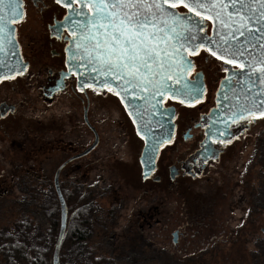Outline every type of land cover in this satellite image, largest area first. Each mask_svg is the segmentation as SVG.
Returning <instances> with one entry per match:
<instances>
[{
  "label": "snow or ice",
  "instance_id": "obj_1",
  "mask_svg": "<svg viewBox=\"0 0 264 264\" xmlns=\"http://www.w3.org/2000/svg\"><path fill=\"white\" fill-rule=\"evenodd\" d=\"M52 3L62 15L48 27L64 53L56 90L70 81L77 93L116 98L142 143L143 179L157 174L163 150L175 142L181 112L195 110L210 95L212 107L193 125L202 139L188 161V176L199 175L196 169L240 139L234 128L246 133V125L264 118V0ZM24 18V0H0V84L31 75L18 50L16 24ZM14 111L5 105L0 119ZM190 135L185 132L184 139Z\"/></svg>",
  "mask_w": 264,
  "mask_h": 264
},
{
  "label": "flooded vegetation",
  "instance_id": "obj_2",
  "mask_svg": "<svg viewBox=\"0 0 264 264\" xmlns=\"http://www.w3.org/2000/svg\"><path fill=\"white\" fill-rule=\"evenodd\" d=\"M27 2L29 0H24L25 18L16 24V33L18 50L28 62L31 75L25 74L15 81L0 84V108L11 105L15 109L11 115L0 119V223L7 204H15L16 199L9 196L16 190L21 191L25 200L30 197L29 202L32 198L34 200L33 195L37 192L47 194L56 191L55 178L62 165L58 182L63 195L76 194L81 198L87 191L94 198L91 187L85 185V177L96 166L95 163H98L91 154L101 142L99 114H115L116 126L125 142L126 151L122 149L121 155L129 153L131 160L125 163V168L121 171L116 164L113 166L118 174L123 173L128 178V182L132 178L138 179L137 184L142 193L134 210L132 208L127 216L130 219L127 222V232L134 229V223H137L140 225V237L147 240V228L166 222L169 212L166 203L172 197V210L179 215L175 219L173 232L176 246L186 235L185 227L210 220L221 221L226 228L230 222L231 226V237L227 231L214 237L216 246L219 242H227L229 238L239 236L238 239L247 242L252 240L253 251L255 254L259 253L260 233L264 234L260 217L261 209H264V122L260 121L264 118L256 120L250 126L246 125V133L234 128V134L240 136V139L220 148L217 159L196 169L199 175L188 176V161L200 150L202 139L201 128L193 125L200 113L212 107L213 99L210 95L195 110L184 109L181 112L182 118L174 129L175 142L163 150L157 161L158 172L154 178L145 180L141 176L138 156L142 143L116 98L110 95L97 97L91 92L87 95L77 93L70 81L66 82V88L56 90L64 67V53L61 42L51 37L48 25L62 15L61 8L52 3V0H32L34 17L28 22ZM33 22L34 28L30 25ZM85 127L94 136L88 145L84 140ZM189 130L191 135L184 139V133ZM97 137L95 147L84 153ZM213 147L219 148L218 145ZM54 162L55 164L45 165ZM117 162L120 160L116 158L114 163ZM191 167L195 169L194 165ZM177 170L180 174L173 178L172 173ZM38 179L46 181L40 182L37 190ZM97 226L103 232L101 237L111 240L114 256L117 248L124 254L128 253L126 245L118 242L117 230L109 231L108 224L99 217L95 221L94 231ZM6 228L0 226V264H7L5 251L2 250L3 231ZM136 243L137 246L141 245V242ZM173 253L177 256L178 252ZM110 258L114 259L111 255Z\"/></svg>",
  "mask_w": 264,
  "mask_h": 264
},
{
  "label": "rangeland",
  "instance_id": "obj_3",
  "mask_svg": "<svg viewBox=\"0 0 264 264\" xmlns=\"http://www.w3.org/2000/svg\"><path fill=\"white\" fill-rule=\"evenodd\" d=\"M34 4L29 0L26 4V18L31 21L34 17ZM28 25V23H27ZM34 28V22L30 24ZM117 115V114H116ZM100 120L98 129L101 134V142L91 157L98 160L96 166L89 170L85 177V185L91 187L94 192L96 203V217L109 226V231L117 230L119 241L123 242L128 249L125 254L119 248L115 249V256L112 254L111 240H104L103 232L100 227H96L90 241L91 251L96 259H106L113 261L115 264H264V234L260 233L259 253L255 254L254 243L238 239L239 236L233 239L229 238L227 242H219L217 246L213 242L215 236L224 234L226 231L230 234V222L228 227L221 221H205L197 225L193 224L185 227L186 235L182 242L176 246L173 242V232L176 226L175 219L179 218L178 213L174 214L172 210L173 199L166 203V208L169 210L166 216V222L152 228H147L145 236L140 237V225L134 223V229L127 232V222L130 221L128 214L134 210L135 205L141 199V187L137 184L138 179H131L128 182L124 174H118L116 164L120 171L125 168V163L129 162L130 154L121 155L122 149L125 150V142L121 131L116 126L117 118L115 114H99ZM264 122V119L260 121ZM84 140L88 145L93 141V134L85 127ZM126 151V150H125ZM119 159L120 162L114 163ZM94 159V160H95ZM119 163V164H118ZM47 163L45 165H52ZM45 179L36 180L37 190L40 182H45ZM53 182V176H52ZM49 189V188H48ZM75 190V189H74ZM50 194H57L53 190ZM47 194L37 192L32 198L25 200L21 191L16 190L9 198H15V204H7L4 209L0 226L11 227L17 223L22 216H33L28 213L30 210H36L39 206H43ZM67 195H65L66 197ZM72 195H69V198ZM121 200V202H119ZM261 226L264 227V209H261ZM153 221V220H152ZM154 222H152V225ZM218 227V230L216 228ZM214 229L215 231H212ZM108 233V232H107ZM132 233V234H131ZM131 235V238L129 236ZM182 240V239H181ZM136 242H141L137 246ZM120 250V252H119ZM177 251V256L173 253ZM110 255L114 259L110 258ZM179 255H186L180 257ZM192 255L193 257H188Z\"/></svg>",
  "mask_w": 264,
  "mask_h": 264
},
{
  "label": "trees",
  "instance_id": "obj_4",
  "mask_svg": "<svg viewBox=\"0 0 264 264\" xmlns=\"http://www.w3.org/2000/svg\"><path fill=\"white\" fill-rule=\"evenodd\" d=\"M45 198L41 208L28 211L33 216H22L3 231L2 250L7 264H53L61 211L58 196L48 193ZM65 198L69 217L60 251L61 264H113L110 260L96 259L91 251L90 241L98 218L92 194L86 191L81 198L76 194Z\"/></svg>",
  "mask_w": 264,
  "mask_h": 264
},
{
  "label": "water",
  "instance_id": "obj_5",
  "mask_svg": "<svg viewBox=\"0 0 264 264\" xmlns=\"http://www.w3.org/2000/svg\"><path fill=\"white\" fill-rule=\"evenodd\" d=\"M98 143V137L96 138V141L94 142V144L92 146H90V148H88L84 153H88L92 148L95 147V145ZM63 167V165L59 168L57 174H56V192H57V196H58V200H59V204H60V211H61V220H60V229H59V234H58V238L55 244V248L53 251V264H61L60 262V251H61V247L65 238V234H66V230H67V224H68V217H69V212H68V207H67V203H66V199L61 191L59 182H58V175L60 173L61 168Z\"/></svg>",
  "mask_w": 264,
  "mask_h": 264
}]
</instances>
